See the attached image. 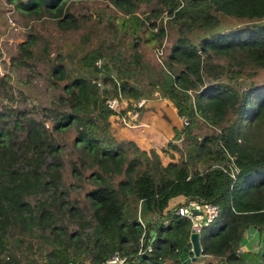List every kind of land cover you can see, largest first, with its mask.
<instances>
[{
  "label": "trees",
  "instance_id": "trees-1",
  "mask_svg": "<svg viewBox=\"0 0 264 264\" xmlns=\"http://www.w3.org/2000/svg\"><path fill=\"white\" fill-rule=\"evenodd\" d=\"M5 1L72 38L53 45L30 26L0 73V264H103L115 251L129 264H181L193 228L177 210L189 202L218 215L187 264H264V82L252 77L264 69V0H107L121 16L90 9L96 0ZM141 41L164 52L160 83L135 82ZM63 48L81 74L68 77ZM46 80V104L22 89ZM159 87L186 123L166 146L125 137L138 122L106 99Z\"/></svg>",
  "mask_w": 264,
  "mask_h": 264
},
{
  "label": "rangeland",
  "instance_id": "rangeland-1",
  "mask_svg": "<svg viewBox=\"0 0 264 264\" xmlns=\"http://www.w3.org/2000/svg\"><path fill=\"white\" fill-rule=\"evenodd\" d=\"M94 6L102 9L105 15L112 13L116 14V16L122 15L118 10L113 9V7L107 3V0H96L94 5H90L89 7L90 9H94ZM78 9L81 10L80 7H78ZM141 9L146 10L145 6H142ZM138 13L140 16H143L147 12L143 11L142 13L141 11H138ZM91 14L92 18L96 17V12L94 10H91ZM156 19L157 21H159L161 17ZM28 24H26L23 18L18 13H16V10L11 4L7 3L5 0H0V73L4 71V64L9 63L10 54L15 44L26 38L30 26H34L41 34L42 39L47 40L48 42H52L53 45H56V42L62 37L61 33L57 32L50 22L35 24L33 22H29ZM71 38L72 37L67 38V36H63L61 42L62 45L68 44ZM174 39V33L172 31L168 32L167 36L163 39L164 46L167 47L168 45H170V43ZM154 44L155 43L151 41H141L139 44V51H141L147 67L142 71L141 75L138 77V80L135 79L136 83L142 84L149 81H158L160 83L163 81L164 75L160 70L165 69L166 67L165 65H163L164 52L162 49L156 50ZM63 52L64 57L62 59V62L66 63L68 67V77L81 74L82 71L80 69V64L77 60V57L73 54L72 56H69L67 54V48H63ZM252 77L253 79H256L258 83L264 82V69L255 71ZM148 87L150 86H147V88ZM22 89L26 94H28L31 99L36 100L40 104H46L48 99L50 98V95L53 93L52 83H50V81L48 80L36 82L35 85H33L29 90H26L25 88ZM157 90L158 91H154L155 95L142 97L146 100L143 108L148 107L151 109L147 112H163V118L156 115V118L154 120L149 121V124H152L154 122V129H151V127H147L145 123H143L142 125L139 123L137 128L125 127L122 129L125 137H134L137 138V140L143 145L153 144L155 146L157 145V142H160L161 144L166 146L169 140H174V128L182 124V117H178L176 113L175 115L174 113H169L175 112L174 104L172 103V101H170L168 96L162 94L160 87ZM123 111L128 112L127 110ZM128 114L130 113L128 112ZM112 123L115 124V126L117 125L116 121H112ZM166 125H171L169 128L170 132H168V128ZM152 130H154V132L148 134V131ZM156 147H158V145ZM169 152H171V149L169 150ZM167 158L168 155H166L163 159L166 160ZM204 166L205 164L202 162L200 165V169H203ZM178 201L182 202V199H173L171 200V203H173V205H177L176 202ZM255 234L256 233H247V245L252 244L253 241H255ZM189 264L199 263L191 262Z\"/></svg>",
  "mask_w": 264,
  "mask_h": 264
},
{
  "label": "built area",
  "instance_id": "built-area-1",
  "mask_svg": "<svg viewBox=\"0 0 264 264\" xmlns=\"http://www.w3.org/2000/svg\"><path fill=\"white\" fill-rule=\"evenodd\" d=\"M145 99L140 98L135 101L127 100L124 98L110 97L106 99V105L108 108L116 111L117 113L124 112L121 115L120 119L123 123L130 126L136 125V122L139 117V108H142L145 104ZM123 110H127L125 112ZM119 115V114H118ZM183 122L186 123V118L182 117ZM179 214H188L192 219V228L193 230L199 231L201 226L210 224L218 215V206L213 203H194L189 202L186 207H179L177 210ZM140 222L142 219L138 216ZM201 220V224H198V221ZM142 240V238H141ZM151 244L147 243L144 247H141L138 253L144 251H150ZM67 264H81L78 261H71ZM103 264H129L127 256L121 255L118 251H115L110 257H108Z\"/></svg>",
  "mask_w": 264,
  "mask_h": 264
},
{
  "label": "water",
  "instance_id": "water-1",
  "mask_svg": "<svg viewBox=\"0 0 264 264\" xmlns=\"http://www.w3.org/2000/svg\"><path fill=\"white\" fill-rule=\"evenodd\" d=\"M198 224H201V220L198 221ZM189 241L191 243V252L192 255L189 254V249L184 246L182 252L180 253V261L181 264H187L190 261H194L196 259H200L202 256L200 255L201 252V245L199 241V231L193 230L190 233Z\"/></svg>",
  "mask_w": 264,
  "mask_h": 264
},
{
  "label": "crops",
  "instance_id": "crops-1",
  "mask_svg": "<svg viewBox=\"0 0 264 264\" xmlns=\"http://www.w3.org/2000/svg\"><path fill=\"white\" fill-rule=\"evenodd\" d=\"M149 110H151V109L148 108V107H144L141 110L140 115H139L138 124L140 123L142 125L143 123H145V125L147 127H151V129H154L153 128L154 127V122L152 124H149L150 123L149 121L154 120L156 118L155 117L156 115H158L159 117H162L163 118V114H162L163 112H147ZM169 113L170 114H173L174 113V115H175V112H169ZM166 126L168 128V132H170L169 128H170L171 125L170 126L166 125ZM148 132H149L148 134H151L152 132H154V130L148 131Z\"/></svg>",
  "mask_w": 264,
  "mask_h": 264
}]
</instances>
